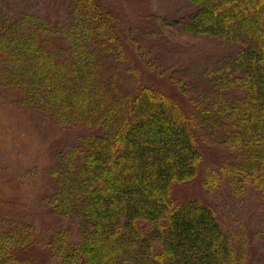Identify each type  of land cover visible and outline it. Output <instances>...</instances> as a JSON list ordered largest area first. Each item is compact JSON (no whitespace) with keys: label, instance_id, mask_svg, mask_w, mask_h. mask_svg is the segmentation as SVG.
Here are the masks:
<instances>
[{"label":"trees","instance_id":"trees-1","mask_svg":"<svg viewBox=\"0 0 264 264\" xmlns=\"http://www.w3.org/2000/svg\"><path fill=\"white\" fill-rule=\"evenodd\" d=\"M195 1L206 3L192 13L190 26L250 42L227 66L233 72L236 63L241 70L232 79L249 91L244 103L227 106L218 92L220 107L196 114L237 149L243 170L262 172L258 178L264 180V0ZM64 2L92 38L65 37L43 14L33 13L34 26L26 24L27 15L0 23L5 82L62 125L87 127L65 151L68 174L58 182L67 198H52L55 214L67 216L70 225L54 234L55 254L63 256V264H226L233 247L220 249L225 238L214 211L197 200L175 207L169 195L173 181L197 171L198 125L176 100L155 99L145 88L133 99L139 88L135 76L132 92L117 86L115 72L108 85L104 55L124 56L119 38L100 34L112 33L113 24L94 0ZM10 10L7 4L0 13ZM96 128L103 132H92ZM156 242L163 253L154 251Z\"/></svg>","mask_w":264,"mask_h":264},{"label":"rangeland","instance_id":"rangeland-1","mask_svg":"<svg viewBox=\"0 0 264 264\" xmlns=\"http://www.w3.org/2000/svg\"><path fill=\"white\" fill-rule=\"evenodd\" d=\"M23 1L0 0V9L11 6L10 11L0 13V23L6 17L14 20L27 15L31 19L26 24L34 26L36 13L56 22L65 37L94 36L86 25L76 23L81 20L70 13L69 6L61 5L65 0H56V6L51 0ZM94 1L113 24V32H101V36L119 38L117 49L124 55H104L102 72L108 85L113 84L115 72L117 86L132 92L135 76L139 88L133 99L145 88L155 99L176 100L193 125H198L193 129L201 153L197 171L170 184L173 205L197 200L214 211L225 238L220 249L224 244L233 247L226 264H264V180L258 178L263 173L243 170L237 149L222 142L226 139L204 126L196 114L220 107L218 92L227 106L244 103L249 91L232 79L241 70L236 63L233 72L227 66L250 42L190 26L192 13L206 2ZM23 94L5 82L4 74L0 76V264H63V256L55 254L53 236L70 225L67 216L55 214L52 198L55 194L67 198L64 184L58 182L60 175L68 174L65 151L87 127L62 125L23 99ZM97 129L103 132L102 128L92 132ZM77 226L78 222L72 224ZM163 250L156 242L154 251Z\"/></svg>","mask_w":264,"mask_h":264}]
</instances>
